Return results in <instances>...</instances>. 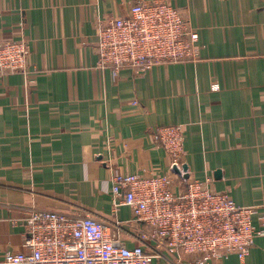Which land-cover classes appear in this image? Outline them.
<instances>
[{
    "label": "crops",
    "instance_id": "obj_1",
    "mask_svg": "<svg viewBox=\"0 0 264 264\" xmlns=\"http://www.w3.org/2000/svg\"><path fill=\"white\" fill-rule=\"evenodd\" d=\"M136 1L0 0V41L25 38L31 50L28 77L0 76V264L7 251L29 250L33 208L95 216L139 245L144 225L128 206L114 207L111 177L168 172L170 156L154 138L166 124H185L189 178L210 176L215 190L255 207L262 228L264 0H166L198 30L200 59L114 75L97 64L98 24ZM245 262L264 264V233Z\"/></svg>",
    "mask_w": 264,
    "mask_h": 264
},
{
    "label": "built area",
    "instance_id": "obj_2",
    "mask_svg": "<svg viewBox=\"0 0 264 264\" xmlns=\"http://www.w3.org/2000/svg\"><path fill=\"white\" fill-rule=\"evenodd\" d=\"M96 48L98 67L110 68L114 75L126 66L142 72L159 63L201 57L198 30L166 0H138L128 15L100 21ZM30 53L25 38L0 41V76L28 77ZM212 89L220 85L214 83ZM154 138L169 154L170 170L150 175L116 170L110 182L114 207L128 206L144 225L139 245L129 247L95 216L33 208L25 219L29 250L7 251L4 264H208L230 254L246 264L256 236L264 233V215L259 229L255 207L215 190L210 176H185V124L160 126ZM174 177L186 183L179 193Z\"/></svg>",
    "mask_w": 264,
    "mask_h": 264
},
{
    "label": "water",
    "instance_id": "obj_3",
    "mask_svg": "<svg viewBox=\"0 0 264 264\" xmlns=\"http://www.w3.org/2000/svg\"><path fill=\"white\" fill-rule=\"evenodd\" d=\"M183 168H184L185 171H188V165H187V164H184V165H183ZM176 171L179 172L178 170H176ZM218 173H220V171H217V174H218ZM185 176L188 178V177H189V174L186 173Z\"/></svg>",
    "mask_w": 264,
    "mask_h": 264
}]
</instances>
